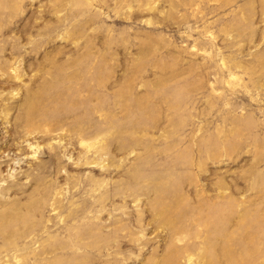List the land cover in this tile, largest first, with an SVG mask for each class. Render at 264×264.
<instances>
[{
	"label": "rangeland",
	"instance_id": "374dc122",
	"mask_svg": "<svg viewBox=\"0 0 264 264\" xmlns=\"http://www.w3.org/2000/svg\"><path fill=\"white\" fill-rule=\"evenodd\" d=\"M0 264H264V0H0Z\"/></svg>",
	"mask_w": 264,
	"mask_h": 264
}]
</instances>
